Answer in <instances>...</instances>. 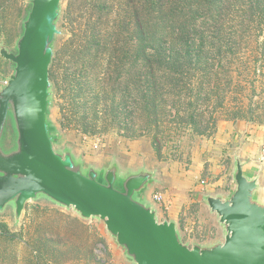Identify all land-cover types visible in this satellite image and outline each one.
I'll use <instances>...</instances> for the list:
<instances>
[{
  "label": "rangeland",
  "instance_id": "obj_1",
  "mask_svg": "<svg viewBox=\"0 0 264 264\" xmlns=\"http://www.w3.org/2000/svg\"><path fill=\"white\" fill-rule=\"evenodd\" d=\"M112 2L113 11H116L118 0H110L109 4ZM76 3L75 0L61 1L57 23L59 34L53 42L54 55L49 71L51 95L46 119L55 138L54 150L62 154L68 150L85 165L97 168L105 167L112 160H116L124 172L147 166L160 174L167 172L181 182L189 180L194 186H202L213 174L231 181L232 150L220 144L219 132L235 131L237 136L242 133L245 138H250L253 130L254 136L262 140L260 146L264 144V56L255 43L239 37L257 36L250 14L245 13L241 19L235 18L239 16L236 14L225 18V36L232 37L233 51L224 48L220 57L222 51L217 53L209 47L212 52L206 55L209 57L206 74L210 75L212 63L211 81L201 82L202 67L188 75L186 65L183 75L178 77L185 88L174 93L176 98L194 95L198 99L196 114L200 123L191 128L184 116L185 99L178 100L175 105L171 99L165 100L155 118L150 119L140 109L143 105H137L138 109L133 112L132 100L128 99L118 105L117 115L101 113L104 107H98L99 104L109 105L97 96L105 72L103 69L101 72L102 61L96 68L87 65L83 70L76 65L73 68L74 63H69L75 56L67 43L78 34V29L89 27L91 16L85 11L83 19L77 21L74 9L67 13ZM29 9L30 0H0V49L16 53V42L22 34V22ZM235 32H242V35L235 37ZM213 35L207 34V44L212 43ZM105 60L106 57L103 63ZM12 68L13 64L0 55V91L13 73ZM65 76L67 80L75 78L82 83L80 92L73 93V101L69 103L62 82ZM121 81L123 91L126 78ZM73 83L77 82L74 80ZM202 83L210 85L203 86ZM103 84L108 89L112 80L107 77ZM131 84L128 80L127 85ZM140 101L138 99L136 103ZM71 104L75 110L70 108ZM104 117L116 120L117 125H109ZM6 128L4 147L8 148L14 134L10 119ZM207 224H210L208 220ZM0 264L129 263L100 220L82 219L72 209L39 197L25 204L19 219H16L12 205L0 211Z\"/></svg>",
  "mask_w": 264,
  "mask_h": 264
},
{
  "label": "water",
  "instance_id": "obj_2",
  "mask_svg": "<svg viewBox=\"0 0 264 264\" xmlns=\"http://www.w3.org/2000/svg\"><path fill=\"white\" fill-rule=\"evenodd\" d=\"M61 1L30 0L16 53L0 49L13 64L0 91V211L12 205L19 219L28 201L44 197L82 219H98L130 264H264V203L255 197L256 179L244 175L237 158L229 197H206L224 241L189 246L176 224L159 222L144 201L154 173L143 167L124 172L116 160L97 169L68 150H54L46 112ZM9 119L15 136L6 148Z\"/></svg>",
  "mask_w": 264,
  "mask_h": 264
},
{
  "label": "trees",
  "instance_id": "obj_3",
  "mask_svg": "<svg viewBox=\"0 0 264 264\" xmlns=\"http://www.w3.org/2000/svg\"><path fill=\"white\" fill-rule=\"evenodd\" d=\"M75 1L76 6L70 7L67 13L74 9L77 21L83 19L85 11L91 16L89 27L78 29V34H74L67 43L75 56L69 63H74L73 68L76 65L83 70L87 65L96 68L102 61L101 72H105L102 73V85L97 96L98 100L109 102V105L102 102L98 106L104 107L101 113L105 115H117L118 105H123L128 99L132 100L133 112L138 109L137 105H143L140 109L150 119L152 116L155 118L156 111L165 100L171 99L175 105L178 100L185 99L186 122L191 128L197 127L200 123L196 114L198 99L194 95L176 98L174 93L185 88L178 77L183 75L186 65L188 75L202 67L200 71H204L205 76L204 73L200 75L201 82L211 81L213 64H210V75H207L209 57L206 55L214 49L217 53L224 48L233 51L232 37L225 36L224 30L225 18L230 15H239L235 18L241 19L245 13L250 14L257 36L243 37L239 35L242 32L233 35L255 43L264 56V0H118L116 11H113V2L109 4L110 0ZM207 34H214L210 45L206 41ZM166 43L170 45L166 46ZM104 57L107 58L105 63ZM107 77L112 80L108 89L103 84ZM123 77L126 78V86L122 91ZM74 80L77 83H73ZM128 80L132 81L130 86L127 85ZM177 81L179 83L175 84ZM62 82L69 95L68 103L72 102L71 95L80 92L82 83L75 78L67 80L66 76ZM138 99L142 101L136 103ZM70 108L75 110L73 104ZM104 119L111 126L117 125L116 120Z\"/></svg>",
  "mask_w": 264,
  "mask_h": 264
},
{
  "label": "crops",
  "instance_id": "obj_4",
  "mask_svg": "<svg viewBox=\"0 0 264 264\" xmlns=\"http://www.w3.org/2000/svg\"><path fill=\"white\" fill-rule=\"evenodd\" d=\"M235 133L220 131L217 138L221 145L232 150L233 160L237 158L241 162L244 175L256 179L258 188L255 197L264 203V163L258 160L262 140L254 136L253 130L250 131V138H245L242 133L238 136ZM144 168L155 175L152 186L144 192V201L156 211L159 222H174L181 241L189 246H208L224 241V230L216 214L207 206L206 197H220L223 200L228 198L234 188L232 180L227 181L225 176L213 174L202 186H194L189 180L181 182V179L171 178L167 172L160 174L147 166ZM154 194L162 196L161 203L153 200ZM207 220L210 224H207Z\"/></svg>",
  "mask_w": 264,
  "mask_h": 264
},
{
  "label": "built area",
  "instance_id": "obj_5",
  "mask_svg": "<svg viewBox=\"0 0 264 264\" xmlns=\"http://www.w3.org/2000/svg\"><path fill=\"white\" fill-rule=\"evenodd\" d=\"M258 160L261 163H264V144L261 146V148L259 150ZM152 197H153V200L155 202H157V203L162 202V196L160 194H154Z\"/></svg>",
  "mask_w": 264,
  "mask_h": 264
}]
</instances>
